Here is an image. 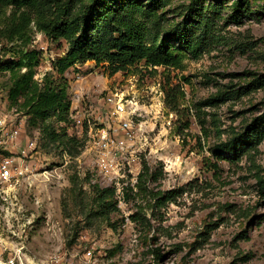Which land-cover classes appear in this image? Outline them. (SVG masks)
<instances>
[{
    "label": "rangeland",
    "instance_id": "374dc122",
    "mask_svg": "<svg viewBox=\"0 0 264 264\" xmlns=\"http://www.w3.org/2000/svg\"><path fill=\"white\" fill-rule=\"evenodd\" d=\"M189 1L170 0L163 8L171 24L181 19ZM233 1L226 0L219 10L206 9L219 16L214 30L223 40L197 59L184 55L181 69L163 72L158 67L153 73L140 62L109 75L101 65L87 61L65 72L72 117L88 116L93 125H107L104 101L114 94L131 113L134 145L120 159L111 181L86 158L85 134L80 135L74 123L68 136L79 145L69 153L27 124L26 115L12 114L7 107L8 74L0 73V115H12L22 125L19 139L5 143L0 136L1 146L17 156L25 136L36 144L25 158L33 177L0 191V258L18 253L37 264H264V200L248 158H231L216 149L231 129L240 131L264 112V87L239 99L215 100L217 90L238 88L264 74V0H247L237 23L229 19ZM216 2L201 0V5ZM30 31L25 46L1 41L0 61L15 58L18 50H35L39 64L34 78L41 81L67 46L33 27ZM177 83L183 94L177 111H172L165 103V89ZM199 102L206 104L197 108ZM54 128L59 125L54 123ZM254 160L264 174V137ZM143 161L157 177L147 181L149 188L184 186L175 202L156 208L153 201L147 205V197L130 191L125 198L123 192L135 184ZM110 186L115 192L107 200L117 210L106 219L98 215L94 196L96 188ZM136 204L142 206L143 224L130 217Z\"/></svg>",
    "mask_w": 264,
    "mask_h": 264
},
{
    "label": "trees",
    "instance_id": "16d2710c",
    "mask_svg": "<svg viewBox=\"0 0 264 264\" xmlns=\"http://www.w3.org/2000/svg\"><path fill=\"white\" fill-rule=\"evenodd\" d=\"M225 1L217 0L203 7L201 0H190L182 7L181 19L171 24L166 12L162 11L170 0H0V43L19 42L25 46L31 41L30 30L33 27L46 38L64 40L67 46L65 53L51 63L52 72H46L41 81L34 78L39 64V54L35 50H18L15 58L0 61V73L8 74L7 107L14 113L26 115L27 124L36 126L49 142L73 153L79 140L68 136L73 121L65 72L87 61L101 65L109 75L127 71L140 62L144 69L153 73L158 67L163 72L181 69L184 55L197 59L212 45L222 42L223 38L214 30L219 16L207 13L206 9L219 10ZM246 2H232L234 12L230 20L237 23L241 19L246 12ZM243 45L248 49L246 44ZM181 87L177 83L165 89V103L172 111L178 109V101L183 94ZM263 87L264 74L238 88L217 90L215 100L239 99ZM203 104L206 103L199 102L196 106L200 108ZM54 123L59 128H54ZM211 124L217 136H221L216 121ZM187 127L188 124H184L183 128ZM226 134L227 140L218 143L216 149L231 158L247 156L249 170L257 183V193L264 200V174L254 160L264 137V112L240 131L233 128ZM210 168L215 172V163ZM147 181L155 182L157 177L150 173L143 161L135 184L123 192L125 198L129 197L130 191L134 196L147 197V205L153 201L151 205L160 208L175 202L184 192V186L169 190L151 189L146 185ZM133 188L135 192H132ZM114 192L112 186L95 189L97 213L102 218L107 219L111 212L117 210L116 205L107 200ZM135 208L130 217L132 221L143 224V216L140 217L142 206L136 204Z\"/></svg>",
    "mask_w": 264,
    "mask_h": 264
},
{
    "label": "built area",
    "instance_id": "2783aa9c",
    "mask_svg": "<svg viewBox=\"0 0 264 264\" xmlns=\"http://www.w3.org/2000/svg\"><path fill=\"white\" fill-rule=\"evenodd\" d=\"M114 95H107L104 104H106V115L108 124L103 126L91 124V118L84 116L83 118L72 117L74 128L79 129V134H85L84 152L86 158L94 162L98 173L108 181H111L115 171H118L120 159H124L130 153L134 145V137L132 134L131 113L126 112L124 107V99ZM13 114L14 111L12 110ZM17 114V113H15ZM12 115H0V136L4 137L3 142L13 143L21 136V122L17 123L16 117ZM71 124V125H72ZM1 142V141H0ZM34 138L25 136L23 148L19 150L15 156L7 146L0 144V191L4 188L17 184L20 179L25 177H33L28 172L25 164V158L28 153L35 147ZM92 145V150H91ZM89 146V151L87 148ZM0 264H37L33 261L26 260L20 254H9L7 258H0Z\"/></svg>",
    "mask_w": 264,
    "mask_h": 264
}]
</instances>
